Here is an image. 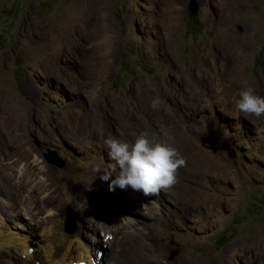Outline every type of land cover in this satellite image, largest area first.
<instances>
[{
	"label": "rangeland",
	"instance_id": "1",
	"mask_svg": "<svg viewBox=\"0 0 264 264\" xmlns=\"http://www.w3.org/2000/svg\"><path fill=\"white\" fill-rule=\"evenodd\" d=\"M198 1L193 14L190 0H0V121L7 126L0 137V176L17 160L15 148L26 146L30 162L49 176L83 183L93 169L116 162L104 144L108 134L91 136L79 123L90 120L109 131L114 119L129 131L122 141L147 132L173 144L187 164L174 187L152 197L131 187L110 191L115 173L108 181L93 178L99 206L110 198L113 213L124 205L141 226H165L162 264H264V116L246 117L235 108L245 87L264 97V0ZM192 71L195 78L214 73L192 82ZM136 91L167 112L137 131L147 115L134 103L118 109L123 96ZM50 150L66 161L64 167L47 159ZM25 164L14 169L21 172ZM14 185L0 194V227L34 233L31 264H50L46 251L64 253L70 244L80 251V240L93 260L116 263L118 253L101 247L102 227L98 236L92 218L83 225L76 204L52 205L44 213ZM21 207H33L37 219L56 214L45 224L61 234L42 243L36 221L14 218ZM8 249L0 246V264L26 261L24 247Z\"/></svg>",
	"mask_w": 264,
	"mask_h": 264
},
{
	"label": "bare ground",
	"instance_id": "2",
	"mask_svg": "<svg viewBox=\"0 0 264 264\" xmlns=\"http://www.w3.org/2000/svg\"><path fill=\"white\" fill-rule=\"evenodd\" d=\"M213 73L214 72H209L208 74H204V72L202 71L198 75L197 78L194 77L193 71L189 72L188 75L191 76L192 82L194 81L196 82L197 79L204 80L203 78L209 79L213 77ZM194 86H193V89H194ZM2 93H3L2 88L0 87V99L3 96ZM132 93L133 95L131 96H123V98L121 99V103L118 105V109L120 111H124L128 103H131V104L134 103L136 104L140 112L147 115L146 116L147 120L145 122H138L135 131L141 130L147 127L152 116L156 117L158 112L167 114V112H165V110L163 109L164 108L163 105H159V107L154 110L151 107L152 103H150V101L147 102L144 96L140 95V93H138L137 91L132 92ZM167 98L168 100H173L174 102L179 103L178 96H176L175 94H167ZM172 112L176 115L174 110ZM172 112L169 111V114L173 117ZM21 124L23 125L24 123H21ZM21 124H19V126ZM79 125L82 127L83 130L87 132H92L91 136H97L95 134L102 132V134H108L107 135L108 137L116 135L118 136V139H120V135L122 134L127 135L129 133V131L124 127V125H122L121 123H117L114 119L110 121L109 131L107 130V128H104L103 126H101L99 123L91 122L90 120H83L79 123ZM19 126H18V130H19ZM24 127L26 128L27 126L24 125ZM6 128L7 126H5V123L3 121H0V137L3 133H5ZM147 130L149 129H146L144 131H147ZM20 133L22 136L24 135L21 131L17 133V136ZM2 148H3V145L1 144V141H0V153H2L3 155V151H1ZM15 149H16L17 160L13 162L12 166L8 168V170L4 169L0 176V178L3 181L2 185H0V194H7L8 191L6 190V187L13 185L15 183L14 187L15 188L18 187L20 191L26 192L28 200L31 201L32 204L37 205V207L40 206L41 210L44 211V213L46 212L45 210H47V207L49 206H52V205L56 207L62 206L65 202L70 201L74 203V205L75 204L77 205L78 212H79L78 219H80L79 221H81L82 224H83V220L86 217L92 218L90 221V224L94 228L95 235L100 236L99 234L100 232L98 233L97 230L102 227L101 233L104 234L105 240L104 242L102 243L99 242V243H101V247H103L102 248L103 251H104V247H106V249L108 250L110 247L112 248L111 250L112 255L110 254L111 256H113L115 253H118L119 256L117 257L115 264H162L161 250H162V246L164 242L165 241L167 242L166 239H168L167 237H169L168 236L169 231H167V228L163 225H158L154 229H151L149 225L141 226L139 222L132 221L130 217L133 216L134 211L127 206L125 207L124 205L119 207L121 210L120 213L118 212L113 213V211H111V208H109L108 206V203H111V201H109L110 198L106 199L108 201L105 202L103 206H99L96 203L97 201H95L92 195L93 188L95 187V184H96L94 183L93 178L101 180L100 177L103 174L102 171L97 173L95 170L96 168L93 169L90 175L88 176V178H86L85 182L83 183L75 184L74 181H69V180H65L61 182L57 178L55 179L54 176L53 177L49 176L50 174L49 171L48 170L45 171L44 167H38L36 163L30 162L29 155H28V152H29L28 147L20 146ZM22 160L26 161V164L24 168L22 169V171L19 172L18 169L15 170L14 168L17 167V162L22 161ZM17 172H19L20 174V177H18V179H16ZM99 188L101 189V187ZM10 194L12 195V191H9V195ZM23 196L25 199L26 195H23ZM134 198L139 199V194H136L133 197V199ZM28 200H25V202ZM21 208H22L21 211L12 212V214H14L13 216H16L14 218L23 219L27 223H31V220L36 221V223L41 227V236L43 239L42 243L44 241L45 242L53 241V239L57 235L61 234L59 232L52 233L54 231L52 230L51 232V229L47 228L48 224L47 225L45 224L47 222L52 221L53 216L56 214H51L50 212H48L46 216L44 215L43 219H41L40 217H38L37 219L36 217L38 215L33 210V207H21ZM100 213H104V215L108 218L104 217V215L100 216ZM182 217H185V214ZM104 218L108 220V223L110 224V226H112V230H113L112 232H107V230L104 228V222L101 221ZM4 225L5 224L3 223L0 226H4ZM5 227L7 228V226ZM6 228L0 227V246L4 248L6 247L7 249L9 248L8 250H11L12 248L18 250L21 247H24L26 261H24L23 264H31L33 262L32 261L33 257L30 256L32 254V250L30 249L29 242L32 238V235H34V233L32 232L31 234L20 235L18 233L7 230ZM121 229L123 230L122 233H118L116 235L114 234L112 238L110 236L108 240L106 239L108 234H113L115 231H118ZM54 240H56V238ZM97 240L98 239L95 238V242ZM123 246H126V247L123 248L122 250V248L120 247H123ZM79 248H82V250L78 251L74 249L72 245L70 244L68 249L66 250V252L64 251V253L61 252V250L59 249L57 250V252H54V253L51 250H48L46 251L47 261L50 262V264H104V263H101L99 259L98 261L93 260L89 250L85 246L84 241L83 242H81V240L79 241ZM61 253L63 254L61 255ZM59 255H61V257ZM182 264H189V263L187 260L185 261L183 259Z\"/></svg>",
	"mask_w": 264,
	"mask_h": 264
},
{
	"label": "clouds",
	"instance_id": "3",
	"mask_svg": "<svg viewBox=\"0 0 264 264\" xmlns=\"http://www.w3.org/2000/svg\"><path fill=\"white\" fill-rule=\"evenodd\" d=\"M219 91V90H218ZM151 107H159L158 101H153ZM235 108L246 117L264 116V97L257 95L252 87H245L239 92ZM109 156L115 161V167L100 168L101 179H111L109 190L117 187L141 191L145 197H152L175 186L178 180V170L186 167V158L170 143L154 140L147 132L139 134L135 141L129 143L112 136L104 140ZM118 168V171H117Z\"/></svg>",
	"mask_w": 264,
	"mask_h": 264
},
{
	"label": "water",
	"instance_id": "4",
	"mask_svg": "<svg viewBox=\"0 0 264 264\" xmlns=\"http://www.w3.org/2000/svg\"><path fill=\"white\" fill-rule=\"evenodd\" d=\"M200 10V2L198 0H190L189 2V11L193 14L198 13ZM47 159L51 162L56 164L59 167H64L66 161L63 160L54 150H50L49 153L46 154ZM71 230V229H70ZM74 231L73 229L71 230ZM177 254V251L173 252L171 257L173 258Z\"/></svg>",
	"mask_w": 264,
	"mask_h": 264
}]
</instances>
